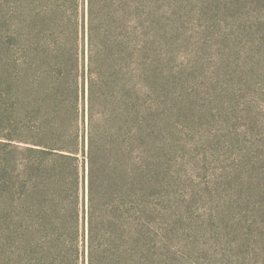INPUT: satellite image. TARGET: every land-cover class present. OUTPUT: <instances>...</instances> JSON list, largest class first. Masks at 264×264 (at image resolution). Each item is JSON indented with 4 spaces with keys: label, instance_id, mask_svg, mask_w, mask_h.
I'll return each instance as SVG.
<instances>
[{
    "label": "trees",
    "instance_id": "obj_1",
    "mask_svg": "<svg viewBox=\"0 0 264 264\" xmlns=\"http://www.w3.org/2000/svg\"><path fill=\"white\" fill-rule=\"evenodd\" d=\"M10 13L48 81L21 129V180L0 157V229L20 239L10 264H161L138 88L151 0H16ZM249 149L253 215L235 264H264V134Z\"/></svg>",
    "mask_w": 264,
    "mask_h": 264
},
{
    "label": "rangeland",
    "instance_id": "obj_2",
    "mask_svg": "<svg viewBox=\"0 0 264 264\" xmlns=\"http://www.w3.org/2000/svg\"><path fill=\"white\" fill-rule=\"evenodd\" d=\"M15 3L0 0V157H14L19 181L21 129L48 81L33 35L11 20ZM151 14L138 88L143 150L151 149L156 174L159 261L235 264L253 215L250 139L264 134V0H151ZM1 229L0 264H10L20 239L8 242V224Z\"/></svg>",
    "mask_w": 264,
    "mask_h": 264
}]
</instances>
